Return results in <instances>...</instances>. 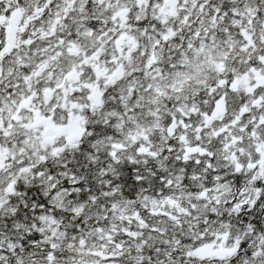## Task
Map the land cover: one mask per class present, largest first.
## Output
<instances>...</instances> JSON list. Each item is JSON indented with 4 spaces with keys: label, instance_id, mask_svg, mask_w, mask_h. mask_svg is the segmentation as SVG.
<instances>
[{
    "label": "snow or ice",
    "instance_id": "obj_1",
    "mask_svg": "<svg viewBox=\"0 0 264 264\" xmlns=\"http://www.w3.org/2000/svg\"><path fill=\"white\" fill-rule=\"evenodd\" d=\"M0 264H264V0H0Z\"/></svg>",
    "mask_w": 264,
    "mask_h": 264
}]
</instances>
